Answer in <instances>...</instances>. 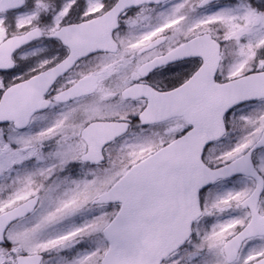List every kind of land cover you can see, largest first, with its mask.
I'll use <instances>...</instances> for the list:
<instances>
[{"label": "snow or ice", "instance_id": "6c2138e0", "mask_svg": "<svg viewBox=\"0 0 264 264\" xmlns=\"http://www.w3.org/2000/svg\"><path fill=\"white\" fill-rule=\"evenodd\" d=\"M0 264H264V0H0Z\"/></svg>", "mask_w": 264, "mask_h": 264}]
</instances>
